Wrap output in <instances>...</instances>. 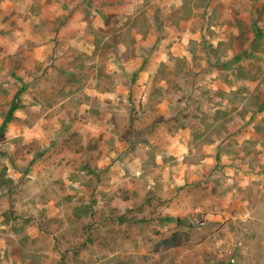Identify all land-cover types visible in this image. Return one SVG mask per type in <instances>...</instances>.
I'll use <instances>...</instances> for the list:
<instances>
[{"label": "crops", "instance_id": "obj_1", "mask_svg": "<svg viewBox=\"0 0 264 264\" xmlns=\"http://www.w3.org/2000/svg\"><path fill=\"white\" fill-rule=\"evenodd\" d=\"M240 1L8 0L38 14L29 30L64 19L58 42L27 32L1 43L0 59L41 63L55 45L64 66L46 76L66 81L22 109L19 96L1 135L11 144L0 150L1 212L37 231L0 236V252L15 251L7 264H55L77 251L27 245L44 233L38 220L151 222L158 237H176L164 264H264V21L248 9L236 15ZM28 65L18 75H32ZM196 215L206 225H190ZM152 232L134 234L139 253ZM157 259L149 252L135 264Z\"/></svg>", "mask_w": 264, "mask_h": 264}, {"label": "rangeland", "instance_id": "obj_2", "mask_svg": "<svg viewBox=\"0 0 264 264\" xmlns=\"http://www.w3.org/2000/svg\"><path fill=\"white\" fill-rule=\"evenodd\" d=\"M21 1V0H18ZM236 15L242 12L240 9H248L251 12L252 20L264 21V0H241L235 4ZM38 14H30L27 12V8L23 6L13 7L9 4L8 0H3V4L0 3V44L7 42H18L20 38L26 37L25 34L28 32L29 38L35 39L37 34L42 33L45 37L50 36L54 41L58 42V26L64 18H60L57 21L44 20L39 23L40 29H37V25L32 29H27L25 27V22H35ZM254 28V33L259 32L261 28L258 26ZM263 30V29H262ZM249 31V30H247ZM259 32V37L263 36ZM264 37V36H263ZM2 46L0 45V49ZM55 45L46 48L45 52L49 54L48 60L41 63L36 61L25 62V60L20 59V54L13 56H3L0 59V72L6 67L12 69V75H2L0 73V111H5L10 103L13 96L18 93L20 96V106L19 108H25L29 102H35L37 97H40V92L43 90H48L50 96L55 93L58 85H60L62 79L66 81L65 78L56 76H46L48 69H60L64 66V61L58 60L55 56L57 51ZM7 59V60H6ZM52 59L53 61H50ZM58 60V61H57ZM26 66L27 72L31 73L30 76L18 75L21 69ZM30 66V67H29ZM45 69L44 73H39L37 75L36 70L38 68ZM40 68V69H41ZM34 116L36 113L34 112ZM21 114L18 116L20 117ZM2 124V123H1ZM0 124V130L3 128V124ZM6 129V127H5ZM1 136L0 138V150H8L10 148V140ZM12 148L16 151V158L20 165L26 166V160L23 161L20 157V151L22 149V140L17 139ZM35 145V144H34ZM35 147V146H34ZM37 147V146H36ZM0 162L5 165L6 158L0 154ZM1 199V198H0ZM7 208V206H6ZM2 207H0V236L6 237L4 234H8V237L12 240L19 239V232L24 230L29 232L28 229L31 228L30 236L36 235V222H30L28 220H11L7 212H1ZM6 211V210H5ZM40 231H44L41 236L35 237L34 239H25L27 245L38 251V248H48L49 246H54V248H77V251L72 253L62 252L61 261L55 262V264H90L99 262L102 258L112 261L114 264H135L136 259H146L149 252H154L158 255V264H164V250L168 240L170 244L173 245L176 241L175 236L158 237L161 231L157 227H153L151 222H133L132 220H126L124 226L117 227L116 222L109 223V228L101 227L104 224L99 222H90L89 224H84V222L73 221V222H52V221H41L38 220ZM72 224V225H71ZM31 225V226H30ZM59 226H63L62 230L59 231ZM64 226H67L64 228ZM21 229V230H20ZM139 230H143L144 233H156L154 237H146L144 241L149 244L146 246L144 252L139 253L141 248L138 244V238L134 236L138 235ZM2 231V233H1ZM54 232L56 234H54ZM124 232L125 236L117 238L118 233ZM108 234L109 237L104 238L103 235ZM150 237V236H149ZM30 242V243H29ZM118 243L120 246L118 247ZM14 244V243H12ZM101 244L104 248H101ZM7 248H17L16 245H10ZM1 250V249H0ZM106 250V251H105ZM15 253L12 249L8 252H0V264H7L6 260L8 255ZM40 254V253H39ZM42 259V255H40ZM9 264V263H8Z\"/></svg>", "mask_w": 264, "mask_h": 264}, {"label": "trees", "instance_id": "obj_3", "mask_svg": "<svg viewBox=\"0 0 264 264\" xmlns=\"http://www.w3.org/2000/svg\"><path fill=\"white\" fill-rule=\"evenodd\" d=\"M18 98H19V95L16 94L15 97H14L13 103H12V105H11V108H10V110H9V112H8V114H7L6 118H5V120H4L3 128L0 130V136H1V135L3 134V132H4L5 127H6V125H7V122H9V121L12 119L13 114H14V111L17 109V101H18ZM178 222H180V220H178Z\"/></svg>", "mask_w": 264, "mask_h": 264}, {"label": "built area", "instance_id": "obj_4", "mask_svg": "<svg viewBox=\"0 0 264 264\" xmlns=\"http://www.w3.org/2000/svg\"><path fill=\"white\" fill-rule=\"evenodd\" d=\"M206 223L207 222L204 218H201L197 215L190 218V225L192 226H204Z\"/></svg>", "mask_w": 264, "mask_h": 264}]
</instances>
